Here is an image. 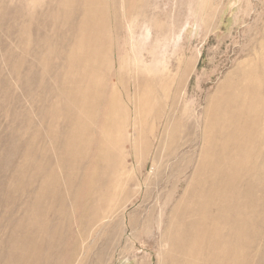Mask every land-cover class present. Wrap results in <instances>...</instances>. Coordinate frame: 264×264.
Listing matches in <instances>:
<instances>
[{"label":"rangeland","instance_id":"obj_1","mask_svg":"<svg viewBox=\"0 0 264 264\" xmlns=\"http://www.w3.org/2000/svg\"><path fill=\"white\" fill-rule=\"evenodd\" d=\"M189 263L264 264V0H0V264Z\"/></svg>","mask_w":264,"mask_h":264},{"label":"bare ground","instance_id":"obj_2","mask_svg":"<svg viewBox=\"0 0 264 264\" xmlns=\"http://www.w3.org/2000/svg\"><path fill=\"white\" fill-rule=\"evenodd\" d=\"M238 112H240V114H241V110H238ZM242 113L243 114H245L243 111H242ZM242 114V115H243ZM247 114H249V113H247ZM184 252V251H183ZM195 253V252H194ZM238 253V246H236V248H235V252H234V254H233V256H236V254ZM189 264H191V263H189Z\"/></svg>","mask_w":264,"mask_h":264}]
</instances>
